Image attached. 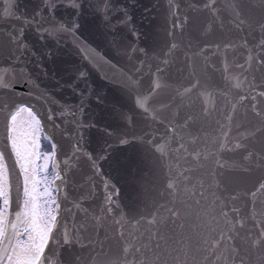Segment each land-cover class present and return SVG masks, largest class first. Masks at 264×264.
Instances as JSON below:
<instances>
[{
  "label": "snow or ice",
  "instance_id": "obj_1",
  "mask_svg": "<svg viewBox=\"0 0 264 264\" xmlns=\"http://www.w3.org/2000/svg\"><path fill=\"white\" fill-rule=\"evenodd\" d=\"M137 3L4 0L0 13V264H209L211 258L214 264H234L231 254L238 252L239 234L235 225L205 230L199 223H189V218L199 219L194 208L199 205L194 198L197 185L201 196L206 185L216 190V201L227 216L221 190L232 201L238 190L229 188L226 175L253 168L264 171V151L248 146L250 139L264 134V108L257 100V96L264 98V90L256 91L258 86L249 84L255 94L245 115L250 111L259 125L253 129L237 125L233 136L229 115L227 128L221 124L219 135L209 140L191 110L195 100L208 93L207 81L213 75L208 51L223 52L225 59L217 69L222 78L234 75L239 86L247 76L241 81L243 73H231L227 64V50L235 46L231 41L223 45L202 41L193 48L184 36L189 28H223L225 11L228 24L237 30L242 31L247 21L236 3L192 0L182 6L168 0L173 29L165 28L161 41L136 24ZM257 6L264 8V0ZM258 28L261 36L255 47L264 49V22ZM254 59L264 66V57L254 58L249 49L247 67H236L251 72ZM94 71L103 73L110 94L94 86ZM65 89L74 96L79 92L77 108L66 103L54 106L57 90ZM92 96L102 107L87 122L77 119ZM149 98L152 102L146 108ZM57 111L61 118L65 112L72 115L75 128L58 125ZM203 113L211 115L207 109ZM161 128L165 134L158 137ZM85 129H94L97 135L85 139ZM114 145L132 151L117 153ZM229 154L239 155V168L233 167ZM209 160L212 167L197 178V185L189 187L193 171L204 168ZM145 169L164 203L149 197ZM113 174L132 196L130 204L144 200V209L130 219L124 215L116 219L111 206L107 190L116 189ZM100 183L105 188L102 202L95 194ZM246 192L255 209L256 200L264 196V176ZM239 226L243 228L242 221ZM129 227L132 231H127ZM247 241L250 247L264 250V229Z\"/></svg>",
  "mask_w": 264,
  "mask_h": 264
},
{
  "label": "water",
  "instance_id": "obj_2",
  "mask_svg": "<svg viewBox=\"0 0 264 264\" xmlns=\"http://www.w3.org/2000/svg\"><path fill=\"white\" fill-rule=\"evenodd\" d=\"M182 6L187 5L192 0H177ZM221 5L236 3L239 5L240 12L247 23L243 26V30H237L230 24L229 13L224 12L225 26L223 28H214L211 31H193L189 28L188 32L185 33V42L191 41L193 48H195L202 41H208L210 44L221 43L223 45L226 41H231L235 46L227 50V64L231 69L232 74L239 75V80H243L244 75L247 76V81L240 83L237 86V79L234 75H229L227 79L221 77L220 72L217 70L221 67L222 62L225 59L223 52H217L214 48H211L207 55L209 56V71L212 72V79L207 81L208 93L200 96L195 100L192 105V112L196 115L198 124L209 133V140L219 135L220 125H225L227 128L228 117L232 115L233 119L231 122L232 135L235 136L238 129L237 125H242L248 129H253L260 124L258 118L252 115L249 111L245 115L246 109L253 103L251 97L255 94L254 91L249 89V84L258 86L256 91L264 90V66H260L254 59V68L251 72H244L238 64H244L247 67L246 58L249 55V49H251L252 56L255 58L257 55L264 57V49L255 47L260 39L261 33L258 28V24L264 22V8L258 7L259 0H217ZM168 0H138L134 9V17L136 24L141 27L145 32L149 33L150 37H155L159 40H163L165 36V28L168 31L173 29V17L167 14ZM4 0H0V13L3 12ZM173 11H176L173 9ZM177 16L182 19L180 13ZM177 24L180 20L177 19ZM176 33H180V29H175ZM168 39H171L169 36ZM247 41V45H244V41ZM67 58V57H65ZM201 60L199 57L196 58V64L199 67ZM51 67V66H50ZM106 71V70H105ZM173 76H177V72L172 73ZM185 75L187 73L185 72ZM92 80L94 86L98 89H103L106 94H110L111 86L103 78L102 72H93ZM83 87V85H81ZM58 95L53 99L56 101L55 107L59 104L66 103L67 105L77 108L80 105L79 92L77 95H73L70 89H65L63 92L57 90ZM241 96H247V99L241 101ZM259 106L264 108V98L257 96ZM97 99L92 96L88 98L84 105V111L77 119L85 122L89 121L102 106L96 105ZM152 98H149V102L146 103V108L150 106ZM203 109H207L211 115L205 116ZM182 115V113H181ZM56 123L64 128H75V122L72 115L65 112L63 118L60 117L59 111L55 113ZM63 120V123H62ZM111 124V121H108ZM51 130V125L48 126ZM85 139L90 136L93 138L97 133L93 129L89 132L87 129L83 130ZM75 135V133H72ZM164 129L161 128L157 133V136L164 135ZM69 133H65L67 138ZM171 136V133H168ZM94 146V145H93ZM117 153L125 151H132L130 148H124L119 145H114ZM250 148L264 151V134L254 137L248 141ZM232 159L233 167L239 168L242 165L238 154H229ZM58 159L63 160L64 157ZM212 167L211 160L206 161L204 168L194 170L192 173V181L189 187L197 185V178L204 175V173ZM165 171H167L165 169ZM145 180L148 182L149 197L156 198L159 203H164L165 200L160 198V194L151 187L152 176L149 169L144 170ZM264 176V171L257 170L255 168L248 173L243 172H232L226 175L225 183L228 184L229 188H236L238 190V196L235 201L228 199V193H224L221 190V195L225 197L226 208L224 211L228 212L227 216L223 215L219 203L216 201V190L208 185L205 186L204 195H200V188L197 185L194 198L199 200V205H194V208L199 214V219L190 216L189 223H199L206 230L209 227L215 228L216 231L227 230L226 225L230 228L235 225L238 230V236L236 239V247L238 248L237 253H232L234 257V264H264V250L255 249L249 246L247 238L258 234L261 229H264V196H260L255 202V209L253 208V198L247 194L246 190L252 188V186ZM113 183H116V189L113 190L111 187L107 190V194L112 198V207L116 212V219H119L120 215H124L125 219H130L134 212L142 211L144 209V200H138L134 204H130L132 196L129 195L128 189L125 187L121 178L113 174ZM70 191H74L70 189ZM95 194L99 201H103L105 195V188L102 183L95 189ZM191 195V194H189ZM191 202V201H190ZM90 201L85 202L84 206L88 207ZM119 204V209H116V205ZM71 207V204H68ZM233 207L238 211H233ZM139 218V217H137ZM150 218V217H148ZM243 222V228H240L239 222ZM135 223V220L131 221ZM68 223L71 224V217L68 218ZM119 229V226H115ZM146 227V225H145ZM171 226H169L170 228ZM166 230V229H165ZM127 231H132L129 227ZM143 231V228L141 229ZM104 231H100V238L103 239ZM193 247L195 248V238ZM131 258V257H130ZM209 264H214V258L210 259Z\"/></svg>",
  "mask_w": 264,
  "mask_h": 264
},
{
  "label": "flooded vegetation",
  "instance_id": "obj_3",
  "mask_svg": "<svg viewBox=\"0 0 264 264\" xmlns=\"http://www.w3.org/2000/svg\"><path fill=\"white\" fill-rule=\"evenodd\" d=\"M46 143V142H45Z\"/></svg>",
  "mask_w": 264,
  "mask_h": 264
}]
</instances>
